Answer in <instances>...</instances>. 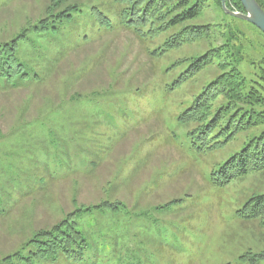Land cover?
<instances>
[{
	"label": "rangeland",
	"instance_id": "374dc122",
	"mask_svg": "<svg viewBox=\"0 0 264 264\" xmlns=\"http://www.w3.org/2000/svg\"><path fill=\"white\" fill-rule=\"evenodd\" d=\"M50 2L0 0V42L44 17ZM71 3L98 7L117 25L102 30L86 15L60 36L32 34L23 55L40 81L0 93V264H76L29 262L26 245L76 210L106 200L127 209H92L76 219L92 250L86 264H239L243 254L263 252L264 227L238 219L236 211L264 192V173L224 187L210 181L245 137L198 153L176 120L220 71L205 69L166 92L182 69L167 75L165 69L209 46L186 45L157 58L151 52L163 39L143 40L118 24L113 0ZM210 5L196 23L219 30L211 45L220 61L264 88V33ZM174 200L181 203L159 209Z\"/></svg>",
	"mask_w": 264,
	"mask_h": 264
},
{
	"label": "trees",
	"instance_id": "16d2710c",
	"mask_svg": "<svg viewBox=\"0 0 264 264\" xmlns=\"http://www.w3.org/2000/svg\"><path fill=\"white\" fill-rule=\"evenodd\" d=\"M113 1L119 6L118 24L133 30L143 40L163 39L151 52L157 58L186 45L209 46L203 54L174 61L164 73L182 69L167 84L166 92L173 93L205 69L215 67L220 71L176 118L179 125L189 129L187 139L198 153L218 152L240 136L245 137L240 148L211 171V183L224 187L250 174L264 173V88L248 83L238 67L221 62V51L212 46L219 30L210 24L196 23L210 4H218L222 9L221 0ZM257 2L264 10V0ZM83 5L71 3V0H51L44 17L30 22L11 39L0 42V93H9L6 90L10 88L30 90L31 85L40 81V74L29 67L23 55V47L34 41L32 34L60 36L67 25L75 24L78 18L86 15L96 20L102 30H112L117 25L100 8L92 7L87 11V6ZM227 7L245 12L239 0H227ZM179 203L181 200H174L159 209L166 210ZM92 209L115 214L126 210L127 206L121 201L106 200L94 207L76 210L52 228L34 235L26 245L30 248L27 260L41 258L56 262L64 258L76 264L88 263L92 252L89 238L76 219ZM236 216L264 227V192L249 197L237 209ZM263 262L264 251L257 254L249 251L239 258V264Z\"/></svg>",
	"mask_w": 264,
	"mask_h": 264
},
{
	"label": "water",
	"instance_id": "95a60500",
	"mask_svg": "<svg viewBox=\"0 0 264 264\" xmlns=\"http://www.w3.org/2000/svg\"><path fill=\"white\" fill-rule=\"evenodd\" d=\"M222 1V8L229 16L248 22L264 33V10L257 0H239L245 12L232 11L227 7L226 0Z\"/></svg>",
	"mask_w": 264,
	"mask_h": 264
}]
</instances>
